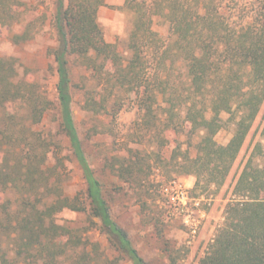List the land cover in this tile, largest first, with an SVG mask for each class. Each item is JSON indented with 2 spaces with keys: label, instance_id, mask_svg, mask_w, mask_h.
<instances>
[{
  "label": "trees",
  "instance_id": "obj_1",
  "mask_svg": "<svg viewBox=\"0 0 264 264\" xmlns=\"http://www.w3.org/2000/svg\"><path fill=\"white\" fill-rule=\"evenodd\" d=\"M22 4L0 0V24L16 20ZM103 5L57 0L56 100L19 77L15 58L0 56V264H152L112 218L86 155L72 106L77 63L91 75L81 85L85 109L137 110L130 136L145 147L129 149L118 168L130 184L143 180L151 154L178 175L195 176L196 186L224 184L264 102V0H125L134 14L128 57L105 39L98 21ZM158 21L168 23L167 37L155 29ZM15 38L26 39V32ZM51 110L82 169L88 204L66 194L59 145L35 128ZM234 111L240 113L235 132L219 144L221 113ZM234 194L240 198L227 204L201 264H264V161L255 163L251 155ZM66 209L88 213L91 222L100 219L118 254L101 260L97 243L58 222Z\"/></svg>",
  "mask_w": 264,
  "mask_h": 264
},
{
  "label": "rangeland",
  "instance_id": "obj_2",
  "mask_svg": "<svg viewBox=\"0 0 264 264\" xmlns=\"http://www.w3.org/2000/svg\"><path fill=\"white\" fill-rule=\"evenodd\" d=\"M21 1L23 4L18 9V18L9 25L0 24V56L15 58L19 77L34 81L43 95L56 100L58 73L52 51L57 46L54 27L57 0ZM124 4L125 0H105V5L99 9L98 21L105 39L117 43L128 57L127 41L133 28L134 14ZM155 29L164 37L170 34L168 23L162 21H158ZM25 32L26 39L16 40V35ZM83 76L91 78L90 72L77 63L74 79L77 84L73 88L72 105L74 119L89 162L103 184L112 218L128 231L134 246L152 264H169L170 256L176 259L177 264H201L224 222L227 204L240 198L234 194V186L246 162L251 155L255 163L264 161V102L224 184L201 183L196 186L195 176L178 175L172 165L161 164L154 154L147 156L151 166L145 170L147 175L143 174L141 182L130 184L119 176L118 168L122 161L126 162L130 157L129 149L145 147L135 143L130 136L137 110L124 107L117 113H95L85 109L84 90L81 88ZM88 80L91 84L92 80ZM14 108L22 111L20 104H15ZM239 115L238 111L221 113L222 127L215 136L219 144L225 145L230 141ZM35 128L47 132L59 145L56 153L63 160L61 171L67 178L66 194L79 196L88 204L87 183L70 150L68 139L59 130L56 110L49 111ZM191 149L195 151L194 147ZM163 152V157L170 155L166 148ZM174 181L186 186L193 199L201 200L202 212L196 211L200 220L196 234L190 231L169 202L166 188ZM57 220L70 224L79 235L97 243L101 260H111L118 254L100 219L91 222L88 213L66 209L58 214ZM123 264L132 262L125 259Z\"/></svg>",
  "mask_w": 264,
  "mask_h": 264
},
{
  "label": "built area",
  "instance_id": "obj_3",
  "mask_svg": "<svg viewBox=\"0 0 264 264\" xmlns=\"http://www.w3.org/2000/svg\"><path fill=\"white\" fill-rule=\"evenodd\" d=\"M166 192L174 212L182 216L190 231L196 234L200 226L196 211L202 212L200 209L201 200L193 199L189 189L178 181H174L169 188H166ZM191 204H194V206H191Z\"/></svg>",
  "mask_w": 264,
  "mask_h": 264
}]
</instances>
